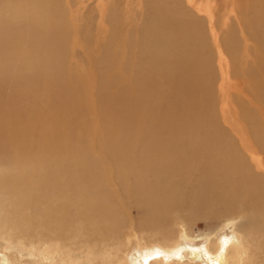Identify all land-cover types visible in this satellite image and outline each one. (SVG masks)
I'll list each match as a JSON object with an SVG mask.
<instances>
[{
    "label": "bare ground",
    "instance_id": "bare-ground-1",
    "mask_svg": "<svg viewBox=\"0 0 264 264\" xmlns=\"http://www.w3.org/2000/svg\"><path fill=\"white\" fill-rule=\"evenodd\" d=\"M111 1L97 10L100 17L111 15ZM197 1L199 5L190 6L196 14L202 12ZM231 2L223 5L222 14L207 7L209 36L223 63L225 55L235 52V27V32L252 36L255 58L247 62L245 75L256 89L251 94L261 95L250 97L264 104V31L257 27L263 25L264 13L246 8L252 14L244 17L237 1ZM72 5L61 0H0V170L5 167L0 171V217L7 208L15 222L52 252L61 251L56 241L68 235L87 241L106 224L128 228L129 217L145 221L158 235L153 241L164 246L170 240L162 231L172 233L185 213L193 219L225 217L230 223L238 221L239 239H223V249L220 244L215 250L207 247L212 258L188 246L175 249L170 258L155 249L156 257L164 263L193 264L250 260L246 243L252 248L264 240V181L257 175L264 172V159L257 155L263 154L264 143L251 153L256 166L247 163L224 134L216 135L205 27L180 0H125L122 15L134 25L125 32L126 51L121 57L112 54L111 48L117 52L119 46L112 27L106 45L104 41L97 49L103 58L92 56L87 62L96 70L90 86L72 88L65 84L71 72L61 66L72 23L77 22ZM228 8L235 26L227 18L222 24L216 21ZM107 17L96 25L104 40L105 22L112 19ZM77 57L72 54L74 66ZM5 227L1 225L0 232Z\"/></svg>",
    "mask_w": 264,
    "mask_h": 264
},
{
    "label": "rangeland",
    "instance_id": "rangeland-1",
    "mask_svg": "<svg viewBox=\"0 0 264 264\" xmlns=\"http://www.w3.org/2000/svg\"><path fill=\"white\" fill-rule=\"evenodd\" d=\"M61 1L65 5L68 4V1L70 4H73L72 10L74 11L71 13V15L73 18L75 17V19H77L75 24L72 23L73 27L71 28V31L73 33L71 32L72 36H70L68 39V45L65 46L66 48L64 47V54H66L62 58L64 61H61L62 70L65 73L67 72V74L69 71L71 72V78H68L69 80H66L65 84L70 87H72V85L76 87V84L81 85L82 83V85L85 87L81 86V88L86 89L90 86L92 77L96 72L95 68L91 69L88 67L87 62L92 56L94 58L96 57L101 59L102 54L97 49L99 46V48H102L104 45H106V40L109 39V34L112 27L114 29L113 34L116 35L113 36V38L115 39L116 37L119 46L116 48L114 45V47L117 49V52L115 49L111 47L110 48L112 54H116L117 57H121L123 49L125 48L124 39L128 35L125 32L130 28L131 29L129 32H131L134 28V25L130 22H127L122 15L123 11H126L125 0L111 1L108 4L109 9L107 10V13L109 12L111 15L109 16L106 14L103 17H100V12L98 11L100 8L104 9V7H106L105 0H102L104 6L101 4V2H99L100 0H81L84 3H81L80 1L76 3L78 0ZM234 1H237V9L241 10V14L244 17H246L248 14L251 15L252 10H254L255 13H264V0H230L231 3H235ZM180 2L183 9L185 11L189 10L190 13H192V15L196 18L195 20L200 22L206 30L205 32L207 34L206 37L208 39L209 47L208 51H206L205 57L208 58L210 64L209 69L211 73V85L209 95L210 101L212 97V102L210 103L214 107L211 112L213 113L211 119L216 121L214 126L215 133L218 137H220V133L224 134L231 141L232 146L235 144L237 151L244 155L245 159L248 160L247 163H250V165L251 162L255 164L253 159L250 160V157L251 153L253 154L256 152L255 149L258 151L257 144L259 142L264 143V111H261L264 110V104L256 103L253 98L250 97V95H252L251 93L256 89L252 88V80H246L245 75V70H250V67L247 66V62L255 58L253 56L255 49L254 41L250 39L252 36L249 34L248 37L246 35L244 36V33L242 31H238L237 29L235 32V27L232 31L235 52L233 55L230 53H228V56L225 55L224 58L226 59L227 63H223L219 58V54L215 50L216 46L214 40L211 38V36H209L208 22L205 16L206 12H208V6L212 9V11L216 9L215 12L222 14L221 9L224 7L223 5L226 6L228 0H201L200 8L202 12H197V14L193 12L194 10L192 11L190 9V6L199 5L197 0H191L190 4H187L185 0H180ZM252 5H255L256 8L253 9ZM97 6H99L98 9ZM246 8H250L252 10H246ZM111 9L114 10L111 11ZM217 9H219V11ZM230 9L231 8H228L227 11H224V15L219 16L218 19L216 18V13L214 12L213 15L214 18H216V21L222 24L228 19L227 21L233 23L235 26L233 20L234 14L229 13ZM71 15H68L69 19L71 18ZM116 16L118 19H116ZM105 17H107L106 20L112 18L113 20H111H115V22L109 20L111 23L110 24L105 20L106 28L104 31H106V35L104 40V36L101 38L100 32H97L96 25L100 24L102 20L104 21ZM262 24L263 25L257 27L259 30L262 29L264 31V19L262 20ZM73 36H76L75 39ZM119 36L120 38H117ZM96 38H98V40L101 39V41H96ZM129 38L131 39V37ZM104 41L105 43H103ZM131 41L132 43H136L135 38L131 39ZM73 43L74 45L72 46L71 44ZM260 43L264 44V41L261 39ZM72 48H74V50ZM80 50L85 53L84 56L81 55L82 53ZM118 50L121 51V53ZM244 50L248 52L246 56L243 54ZM118 52L120 54H118ZM72 54L78 56L75 59V63L77 64L75 66L73 64L74 62H72ZM230 56L232 57V62ZM123 57V60H126V57ZM234 64H236V66H234ZM248 84L251 86L250 89H247ZM252 96L258 99L261 98V95L259 93L257 94V92ZM258 136H260L261 139H259ZM244 149L248 150L249 153H245L246 150ZM257 155H260L259 157L264 159V151L263 154H260V151H258ZM2 170H5L4 166H1L0 171ZM263 174V171L257 173L258 177L264 181ZM1 190L2 186L0 185V191ZM1 195L2 194H0V205ZM8 196L11 200L12 195L10 191H8ZM2 212L3 217H0V226H7V228L5 227L3 231H7L6 233L8 234H4V239L3 237H0V264H136L138 263V260L140 263L142 261L144 264H193L186 260L180 263L177 261H169L164 263L162 258L156 257V253L159 252L160 254L170 258L172 252L175 249L188 246L191 250H198L199 252L204 250L209 255V258H212L214 255L207 250V247L215 250L217 244H220L221 249H223L226 247L224 245L223 239H225V243L226 241H229L228 239L230 238H233L232 241H235L236 238L239 239L238 232L236 231L238 221L236 220H233L230 223L227 222L228 220H226L227 218L225 217L216 219L214 217L208 216H205V218L193 219L186 213L183 214L184 212H181L180 214L183 215L180 217V221L183 223L179 225L172 233L164 230L162 231V234L167 236L170 240V243L165 244V246L162 244V242L158 243L153 241L155 236L158 238V235L149 231L145 227V221H140L135 217H129L130 224L128 228H119L117 224H106V228L104 227V230L101 228L94 230V238L87 241L74 240L72 236L68 235L67 237L65 236L61 241H56L57 245H61V251H59V249H55V251L52 252L46 251V245L42 243L41 240L37 239L36 236H32V234H30L32 231H27L26 226L22 227L21 223L15 222L13 215L11 216V212L7 208H5V210ZM3 222L5 224H3ZM11 222L14 224V226H12ZM138 223H140L139 231H137L139 229ZM15 227L21 234H19ZM87 234L89 236L92 235L89 232H87ZM6 238H9L8 241ZM10 239L11 241H9ZM34 243L36 245H34ZM246 245L248 247L246 256H250V260L248 258H244V260H248L245 262H239V264H262L261 261L264 259V240H261L258 245L252 244V248L250 242L246 243ZM155 249H157V252ZM140 254L142 255L140 256ZM147 254L151 256L154 255V257L146 259L144 256H147ZM176 259H179V257H176Z\"/></svg>",
    "mask_w": 264,
    "mask_h": 264
}]
</instances>
